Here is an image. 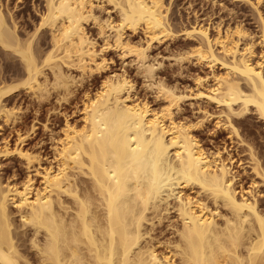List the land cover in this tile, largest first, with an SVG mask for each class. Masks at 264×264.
I'll list each match as a JSON object with an SVG mask.
<instances>
[{
  "label": "bare ground",
  "instance_id": "obj_1",
  "mask_svg": "<svg viewBox=\"0 0 264 264\" xmlns=\"http://www.w3.org/2000/svg\"><path fill=\"white\" fill-rule=\"evenodd\" d=\"M45 1L34 28L23 30L19 11L0 0V62L16 73L0 79V130L24 108L51 96L67 101L85 80L101 81L85 90L81 119L66 116L52 135L54 160L42 163L41 150L26 144L35 123L14 142L0 138V170L15 157L29 169L6 182L0 171V264H264V152L241 129L249 110L264 122L262 15L258 38L241 21L224 28L197 19L183 28L197 41L172 52L176 62L223 67L196 92L219 110L188 117L179 115L188 93L158 72L152 53L156 41L176 37L166 0ZM105 1L115 17L96 10ZM109 47L131 56L160 104L133 93L125 72L108 70ZM21 93L24 104L15 100ZM211 118L247 152L249 186L237 185L226 147L202 141Z\"/></svg>",
  "mask_w": 264,
  "mask_h": 264
},
{
  "label": "rangeland",
  "instance_id": "obj_2",
  "mask_svg": "<svg viewBox=\"0 0 264 264\" xmlns=\"http://www.w3.org/2000/svg\"><path fill=\"white\" fill-rule=\"evenodd\" d=\"M8 0H5V2ZM10 5L14 6L13 10L18 13V20L21 28L33 29L35 24L40 20L41 12L46 3L45 0H9ZM170 4L168 19L171 26L175 29L176 37L174 39L166 38L162 42L156 41L152 47V53L157 57V60L162 61L158 67V72L170 83L177 82L182 88L186 90L188 96L182 104V110L179 115L196 117L201 111L202 107H207L210 111H217L219 107L213 102H207L203 97L196 95L198 89L205 88L213 82V71H220L223 67L217 63L210 65L207 63H200L194 60H185L184 65H180L175 61L174 56L171 55L178 48L184 46H192L197 41L196 37L188 36L184 32V27L189 26L191 22L205 20L212 22L213 25L221 22L224 28L229 24L242 22L246 29L258 38L261 29V17L264 18V0H166ZM96 10L103 16H116L115 8L108 2H100ZM90 33L95 36L98 41V46L102 42V37L99 34L97 27L92 23L88 25ZM215 28H212L214 32ZM144 34L142 30L132 33L135 38L142 37ZM50 44L49 35L45 38L43 47ZM257 52H260L261 45L256 46ZM109 58V71L125 72L134 80L133 93L146 97L151 104L158 105L162 100L156 97L155 92L146 85L144 78L138 72L135 62L131 60L130 55L123 56L118 48L109 47L103 51ZM19 62V61H18ZM21 66V63L19 62ZM16 73L13 71H6L3 69L2 62H0V79L5 77H13ZM196 74L205 76L202 83L196 79ZM101 77L93 76L85 80L83 85H78L71 95L70 99L61 102L56 101L54 96H51L48 102L43 103L40 107L31 106L24 108L22 117L14 124L4 123L0 130V138H9L14 142L17 138V131H26L33 123L36 124L34 132L26 139L28 146H35L42 152V163H48L54 160L53 139L52 135H57L61 132L60 127L65 121L66 116L71 119H81L82 110L80 107L83 103L84 92L86 89H95L100 84ZM20 98V99H19ZM29 97L23 93L16 97V101L24 104V101ZM27 99V100H28ZM247 117L244 124H242V131L250 133L249 137L253 138L259 151L264 152V122L255 113L249 110L242 118ZM47 123L46 128L44 124ZM202 141L208 147L215 146L226 147L224 156L228 153L233 154L234 170L239 172V180L237 185L241 184L244 187L249 186L252 178V169L249 168V163L245 158L247 152L241 150V145L238 146L235 140L230 139L227 130L215 124V119L211 118L206 122L205 126L199 131ZM263 136V137H262ZM14 157V156H13ZM5 158L2 160L1 175L4 181L20 180L29 169L26 167L22 159L15 157L14 159ZM240 163L246 165L247 170H244ZM33 169V167L31 168ZM30 169V170H31ZM261 197L264 201V187Z\"/></svg>",
  "mask_w": 264,
  "mask_h": 264
}]
</instances>
